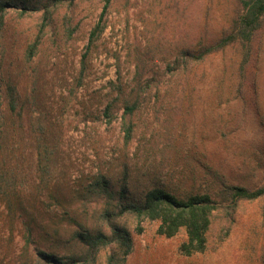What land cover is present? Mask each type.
<instances>
[{
    "label": "rangeland",
    "instance_id": "374dc122",
    "mask_svg": "<svg viewBox=\"0 0 264 264\" xmlns=\"http://www.w3.org/2000/svg\"><path fill=\"white\" fill-rule=\"evenodd\" d=\"M105 1H64L44 23L43 8L22 12L23 3L13 0L0 22V171L7 174L0 185V264H49L40 252L84 253L71 235L78 222L99 224L102 201L84 206L80 196L100 174L120 189L126 170L124 200L154 185L207 190L220 184L214 171L227 183L264 180V17L250 41L195 60L185 52L227 35L241 0H109L104 29L86 50ZM65 18L75 27L71 35ZM138 79L141 106L126 145L119 115ZM109 102L117 116L110 122L103 115ZM52 135L59 146L48 188L72 206L66 209L39 186L36 140ZM122 220L132 241L124 264H264V197L241 200L231 217L215 212L205 250L190 255L179 249L183 230L165 237L157 222L143 221L138 233L131 217ZM106 251L91 256L92 264H103Z\"/></svg>",
    "mask_w": 264,
    "mask_h": 264
},
{
    "label": "trees",
    "instance_id": "16d2710c",
    "mask_svg": "<svg viewBox=\"0 0 264 264\" xmlns=\"http://www.w3.org/2000/svg\"><path fill=\"white\" fill-rule=\"evenodd\" d=\"M19 1L23 3L22 12L43 8L44 12L42 18L44 23H46L48 18L51 17L52 8L67 0H36V2H32V0ZM68 1L71 3L74 0ZM13 3H15L13 0H0V22L3 21L4 12L9 7L13 6ZM38 3H40L41 6L36 8L35 4ZM108 3L109 0H106L98 21L89 32L86 50H89L104 29L103 17ZM239 4L240 11L228 28L229 32L227 35L223 36L215 45H204L193 53L185 52V56L195 60H203L211 52L216 49H223L234 41H250L262 23L264 17V0H241ZM65 19L68 25L67 34L71 35L75 27L71 26L70 18ZM39 38L40 37L37 36L33 44L29 46L27 51L28 58L34 55L39 43ZM86 54L87 53L83 54L82 63ZM181 63H184L183 59ZM82 73L83 68L80 71L79 77ZM115 87L118 95L124 92L121 82L116 83ZM131 92L133 93L131 97L123 99L122 111L119 115L120 129L124 144L126 145L133 137L135 129L134 117L141 106L143 88L140 79L132 86ZM10 101V107L13 109L15 107L13 92H11ZM103 115L108 122H110L112 118L117 117L112 113L111 102L105 106ZM36 146L39 160V186H44L43 190L48 189L52 201L57 202L61 207L66 209L67 206L69 207L71 205H65L64 202H60L55 196V189L53 187H50V189L48 188L49 185H53L55 181L56 171L54 153H56L57 147L59 146V139L56 135H52L49 138L37 137ZM260 164H262L264 172V158L260 161ZM126 175V170H124L123 177L120 180V189H116L107 176L100 174L97 179L92 182L88 193L80 196L82 198L81 203L84 206L87 203H91L93 200H101L103 203L100 209H96L98 211L97 218L99 224L89 225L87 223L78 222L80 228L72 232L71 240L73 243L75 242L86 246V251L84 253L80 252L70 255L40 252L47 263L92 264L91 256L106 249L107 251L103 264H124L132 248L130 231L127 224L122 220L126 216L131 217V219L135 221L136 231H138V233L143 230L141 226V222L143 221L157 222L156 233L165 237L175 236L183 230L186 237L179 244L180 251L186 255L202 252L206 248V232L209 229L212 218L215 216V212L223 211L231 217L238 208L241 200H254L264 197V180L258 186L253 187L238 183H227L220 172L214 171L213 175L220 184L217 185L214 183L212 186H214L213 188H217V190L209 188L203 191H184L180 193L171 191L160 185H154L145 189L140 195L130 200H124L126 193ZM6 181L7 174L4 171H0V185L2 182ZM10 187H15V185H11ZM89 195H91V197H89ZM3 196H7V194L3 193ZM13 196L19 197L16 190L13 191ZM8 208L12 212L10 201L8 203ZM21 208L24 209L23 206H21ZM64 212L67 215L69 211ZM71 218L74 220L75 217H70V219ZM25 225L28 232L26 237H29L32 233L30 220H28ZM53 230L56 234L57 230Z\"/></svg>",
    "mask_w": 264,
    "mask_h": 264
}]
</instances>
